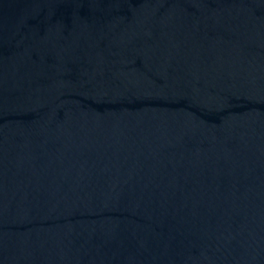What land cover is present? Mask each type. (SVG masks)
Wrapping results in <instances>:
<instances>
[{
	"label": "water",
	"instance_id": "1",
	"mask_svg": "<svg viewBox=\"0 0 264 264\" xmlns=\"http://www.w3.org/2000/svg\"><path fill=\"white\" fill-rule=\"evenodd\" d=\"M0 264H264V0H0Z\"/></svg>",
	"mask_w": 264,
	"mask_h": 264
}]
</instances>
